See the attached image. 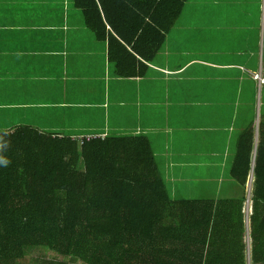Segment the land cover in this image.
<instances>
[{
    "label": "crops",
    "instance_id": "0c3cea01",
    "mask_svg": "<svg viewBox=\"0 0 264 264\" xmlns=\"http://www.w3.org/2000/svg\"><path fill=\"white\" fill-rule=\"evenodd\" d=\"M156 1L106 0L108 11L101 10L106 23L171 25L174 5ZM95 2L103 8L104 1ZM122 23L134 42L120 43L143 62L139 80L119 76L111 37L94 35L73 0H0V134L30 127L54 137L145 135L164 174L183 192L214 187L207 199H235L232 177L226 189L214 178L221 168L213 161L219 162L218 150L205 158L204 147L188 135L212 130L200 127L205 109L214 137L221 131L239 137L233 167L240 134L254 128L251 190L264 121V85L254 78L264 77V0H189L152 62L134 52L143 31L133 37L135 30ZM193 171L200 175L188 176ZM193 178L198 184L190 183Z\"/></svg>",
    "mask_w": 264,
    "mask_h": 264
},
{
    "label": "trees",
    "instance_id": "16d2710c",
    "mask_svg": "<svg viewBox=\"0 0 264 264\" xmlns=\"http://www.w3.org/2000/svg\"><path fill=\"white\" fill-rule=\"evenodd\" d=\"M73 1L94 35L101 41L111 37L119 76L141 79L144 73L136 69L143 62L120 43L134 42L124 35L128 29L118 20L106 23V0L103 8L96 0ZM167 1L175 7L166 23L172 25L189 0L155 4ZM122 24L135 30L133 37L143 31L134 52L145 62L156 59L172 28L157 21L145 28L146 21L135 28ZM260 129L250 259L245 204L254 128L240 134L231 172L238 197L195 201L175 199L176 185L145 135L54 137L30 127L0 134V264H29L36 253L43 264H59L47 254L65 259L62 264H264V121Z\"/></svg>",
    "mask_w": 264,
    "mask_h": 264
},
{
    "label": "rangeland",
    "instance_id": "374dc122",
    "mask_svg": "<svg viewBox=\"0 0 264 264\" xmlns=\"http://www.w3.org/2000/svg\"><path fill=\"white\" fill-rule=\"evenodd\" d=\"M198 119H201V126L200 127H204L205 129H212L211 131H203V132H196V133H191L189 132V136H191V139L194 140V143L197 147H204V156L205 158H209L211 156V152L209 151L210 149H214L215 151L218 150V154H219V162L215 161L216 158L213 159L214 164L220 163V171L217 172V169H215L213 171L214 174V178L217 176V178H219V184H222V181H224V188H228L226 187V185H228V183L230 182L231 178V168L233 167V161H234V154L236 153L237 150V144H238V139L239 137L236 138H232L233 134L231 133H225L223 131H221L219 135V137H214V131H213V127L215 126L212 122L211 119V115L210 112L208 110L202 109V112H199V116ZM187 125H191V124H187ZM199 125V124H198ZM224 127V126H223ZM215 129V128H214ZM87 138H91V137H87ZM213 143V145H212ZM211 147V148H209ZM211 160V159H210ZM223 162V164H222ZM228 168L229 170L226 171L225 173V169ZM200 173L193 171L191 172L190 177L192 176H199ZM191 184H198V181L193 178L190 182ZM176 185V184H175ZM249 185V184H248ZM230 188V186H229ZM175 190V193H174ZM216 189L214 187L209 188V189H203V188H198L196 187V185H193L191 188H189L188 190H185V192H183V189H180L179 186H176V189H174L173 187V195L177 196L175 199L180 201V200H186V201H195V200H208L207 198H213V194L214 191ZM179 193H177V192ZM252 191V188H251ZM250 192L249 187L247 188V194ZM177 194V195H176ZM174 196V197H175ZM224 197V195L222 196ZM248 205V206H247ZM253 215V205L252 203L249 204L248 201L245 204V216H246V230H248V220H250V218ZM251 227V225H250ZM246 243H247V248L249 245H251V236H247L246 235ZM41 253H36L31 257V260L29 262V264H43L41 263ZM47 260H51V261H56L59 264L65 263V259H61V258H56L54 255L52 254H47L46 255ZM248 257H249V249H248ZM250 259V257H249Z\"/></svg>",
    "mask_w": 264,
    "mask_h": 264
},
{
    "label": "built area",
    "instance_id": "2783aa9c",
    "mask_svg": "<svg viewBox=\"0 0 264 264\" xmlns=\"http://www.w3.org/2000/svg\"><path fill=\"white\" fill-rule=\"evenodd\" d=\"M97 2H99V3H101L103 0H96ZM254 78H255V80L257 81V82H259V84L261 85V86H263L264 85V77H263V75H261V74H255L254 75ZM91 138H93V137H91ZM90 138V139H91Z\"/></svg>",
    "mask_w": 264,
    "mask_h": 264
},
{
    "label": "water",
    "instance_id": "95a60500",
    "mask_svg": "<svg viewBox=\"0 0 264 264\" xmlns=\"http://www.w3.org/2000/svg\"><path fill=\"white\" fill-rule=\"evenodd\" d=\"M250 182H252V179L250 180ZM251 194H252V191L250 190L249 192V196H248V203L251 204ZM248 236L250 237V220H248ZM248 249H249V257L251 255V245L248 246Z\"/></svg>",
    "mask_w": 264,
    "mask_h": 264
},
{
    "label": "bare ground",
    "instance_id": "6f19581e",
    "mask_svg": "<svg viewBox=\"0 0 264 264\" xmlns=\"http://www.w3.org/2000/svg\"><path fill=\"white\" fill-rule=\"evenodd\" d=\"M248 206V205H247Z\"/></svg>",
    "mask_w": 264,
    "mask_h": 264
}]
</instances>
